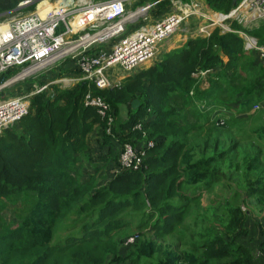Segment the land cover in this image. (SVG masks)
Returning <instances> with one entry per match:
<instances>
[{"label": "trees", "instance_id": "16d2710c", "mask_svg": "<svg viewBox=\"0 0 264 264\" xmlns=\"http://www.w3.org/2000/svg\"><path fill=\"white\" fill-rule=\"evenodd\" d=\"M21 1L0 0V21L18 10ZM38 1L30 0L22 10L33 11ZM205 2L215 12L228 13L238 0ZM168 4L169 0H162L154 11L165 14ZM231 28L222 32L215 27L207 37L187 39L110 89L81 80L70 88L53 86V93L45 90L30 97L29 112L0 134V264L256 263L252 248L238 239L249 232L247 214L240 205L244 198L252 197L264 206L261 151L242 170L245 194L235 191L238 203L226 204L220 234L206 233L207 229L202 239L193 242V251L182 253L166 240L183 224L189 213L187 203L199 197H189L185 191L208 190L221 179L220 163L228 156L218 152L220 128L240 125L250 129L251 136L264 138V123L258 121L261 115L252 113L264 105V67L254 52L244 49L238 33L244 31L263 44L264 19L248 26L232 22ZM206 70L212 72L207 75L208 86L201 88L195 74ZM17 71L13 67L1 73L0 82ZM63 72L80 74L75 61L66 59L35 79L2 90L0 96L27 93L33 83L43 84ZM88 91L109 104L110 126L96 108L84 104ZM133 99L139 101L138 107L128 109L125 119L116 120L115 109ZM222 99L236 105L230 108L233 113L245 117L226 119V114L213 113ZM257 103L259 108L253 109ZM192 105L196 110H189ZM203 112L209 117L198 124L193 117ZM138 122L141 129L135 128ZM96 126L104 135L102 160H116L115 171L102 186H96L93 176L86 182L79 178ZM125 142L135 147L153 143L137 169L120 168L118 158ZM194 142L201 143L199 152ZM209 143L211 153L204 148ZM18 203L15 217L19 223L13 225L4 211ZM130 226L134 229L123 230ZM149 226L159 240L143 233ZM258 231L257 247L264 255V216ZM129 237H134L133 242L127 241ZM120 247L131 250L128 256L120 254ZM160 251L161 258L154 259Z\"/></svg>", "mask_w": 264, "mask_h": 264}, {"label": "built area", "instance_id": "2783aa9c", "mask_svg": "<svg viewBox=\"0 0 264 264\" xmlns=\"http://www.w3.org/2000/svg\"><path fill=\"white\" fill-rule=\"evenodd\" d=\"M30 0L21 1L27 4ZM39 0L36 10L27 15L0 22V74L10 68L18 71L0 82V92L28 78L35 79L59 66L66 59L74 60L80 74L68 78L73 82L86 80L99 89L118 86L122 79L117 75L113 84L110 70L117 67L130 74L145 62L156 58L160 43L169 38L185 20L196 14L199 8H207L205 0H169L168 12L151 24H142L123 34L128 21L139 18L162 0ZM49 4L52 10L44 15L39 8ZM22 6V5H21ZM136 8L135 10H128ZM128 8V9H127ZM209 8V7H208ZM264 19V0H238L228 13L213 12L209 21L199 25L194 35L207 37L215 27L220 31H232L231 23L248 26ZM244 49L254 52L264 67V43L244 31H238ZM123 34V35H122ZM108 45V47H106ZM104 46V48H99ZM201 71L195 74L204 75ZM128 76V75H126ZM125 76V77H126ZM66 80V79H65ZM33 83L29 92L0 96V134L29 112L30 97L41 93L50 85ZM84 104L96 108L108 126L113 122L109 104L99 95L88 91ZM259 108V103L253 109ZM135 128L141 129V123ZM111 128L107 127L109 132ZM153 146H138L125 142L118 158L120 168L141 166L146 150ZM129 237L128 242H133Z\"/></svg>", "mask_w": 264, "mask_h": 264}, {"label": "rangeland", "instance_id": "374dc122", "mask_svg": "<svg viewBox=\"0 0 264 264\" xmlns=\"http://www.w3.org/2000/svg\"><path fill=\"white\" fill-rule=\"evenodd\" d=\"M48 2H54L55 0H47ZM38 3V2H37ZM36 3V5H37ZM28 4V3H27ZM45 4V3H43ZM26 4H23L22 6H19V9L16 10L11 15H6L7 17H4L2 21L0 22H6L9 21L15 17L27 15L29 13H32L33 11H25L22 10L23 6ZM36 5L35 9L36 10ZM22 7V8H21ZM156 6L149 9L146 13L140 14L139 18L133 19L131 21H128L125 24V31L123 34H126L127 32L131 31L133 28H136L139 25L142 24H151L153 23V19L160 16L157 15V13L154 11L156 10ZM210 8V7H209ZM128 9V8H127ZM136 8L130 7L128 10H135ZM40 11L43 10V12H46L49 10V4H45L44 8H40ZM122 34V35H123ZM104 48V46H100L99 48ZM108 47V45H106ZM150 61L145 62L140 67L144 68L149 66ZM138 67V68H140ZM137 68V69H138ZM71 73V72H69ZM75 75L72 74H65V72L62 73V75L57 77H48L51 83L47 87L46 91H51L53 93V86H56L60 89H66L70 88L73 85H75L77 82H73L68 78H73ZM207 78V77H206ZM66 79V80H65ZM113 84L116 83L117 77L113 78ZM200 81V79H199ZM206 81V80H205ZM22 82V81H20ZM206 85L207 81L205 82ZM45 91V92H46ZM223 103L221 107L215 108L217 110H213V113L216 114H226L229 117L226 119H229L231 117L237 116L245 117L242 115H238V113H233L230 108L236 107V105H230L228 104V100L222 99ZM132 108L131 103L121 106L120 109L116 110V120H123L126 117V112L128 109ZM189 110H196L195 106L192 105L188 107ZM183 111V109H182ZM260 113L261 118H259V122L264 123V105L258 110L252 112L254 113ZM207 117H209L208 112H203L202 116H194L193 120H197L198 124H202L203 122H206ZM192 118V116H191ZM195 121V123H197ZM221 137L219 136V150L217 147L218 152L225 151L228 158L226 160H223L220 163V173H221V179L219 182L214 185L211 189L204 190L202 188H198L197 191L194 190V188L187 189L185 192L187 196H195L198 197L196 200H190L187 204V209L189 213L185 217L183 224L178 226L176 228V231L173 232L171 235H168L167 241L173 243L171 248L174 251H177L179 253H182V251H193L195 249V245L193 242H197L200 239L204 237L202 235L203 232L206 231L209 232L211 230H215L216 234H220L223 226V220L225 217L224 209L226 207V204L229 205L238 203V199L235 198L236 195L235 191L245 194L246 191L243 182H241L240 176L242 177V170H244L245 165L249 164L250 158L252 156L258 154L261 151L262 158H264V138H255L251 136L253 132L248 129L246 130L243 126L238 127H231L230 123L228 127L226 128H220ZM103 131L100 126H96L92 135L91 140L88 142V148L84 154V160L81 162V169L79 173V178L82 182H86L89 180L91 176L94 177V183L96 186H102L106 184V182L110 179L111 175L115 171V164L116 160L111 159L110 161H104L102 160L101 156L105 152V148L102 146L103 141ZM216 140H212V143H215ZM193 144L196 145V148L201 147V143L194 142ZM205 143L202 145L204 146ZM207 151V153H211L209 151V148L212 147L211 144H207L204 147ZM230 157L233 158L232 162L230 160ZM246 158V161L244 159ZM231 163L233 165H231ZM192 190V191H191ZM241 198V197H240ZM241 209L245 211L247 214V226L249 229L248 234L245 237H242L238 239V242H242L249 247L252 248L255 257L261 256L260 251L258 250L257 243L260 238V234L258 231V224L262 221V218L264 216V206L259 205L252 197H245L244 201L241 202ZM19 206V203L17 205H9L4 211V216L13 224L16 225L19 223V219L15 217V209ZM134 229L133 226H130L129 228L125 227L123 230H132ZM143 230V229H142ZM138 231L135 232L137 234ZM141 232L139 231V234L141 236ZM143 233H145L146 236H150L152 239L155 238V233L152 227H147L143 230ZM142 233V234H143ZM213 233V234H214ZM60 235L63 237L64 232H62ZM130 235V234H129ZM139 236V238H140ZM156 240H159L155 238ZM161 240V239H160ZM121 241V237L118 238V242ZM131 250H122L120 247V254L123 257L128 256L129 252ZM162 251V250H161ZM161 251L159 254H156L153 256L154 259L161 258ZM196 251V250H195ZM202 251H196V253H201Z\"/></svg>", "mask_w": 264, "mask_h": 264}, {"label": "crops", "instance_id": "0c3cea01", "mask_svg": "<svg viewBox=\"0 0 264 264\" xmlns=\"http://www.w3.org/2000/svg\"><path fill=\"white\" fill-rule=\"evenodd\" d=\"M213 12L214 11L208 7L207 8H199V11L196 14L185 18V20L179 25L177 30L169 38H167L166 40H164L163 42L160 43L159 52H158L156 58L151 60L149 62V64L150 63L152 64L155 60H158L161 57V54H163L164 52H167L172 48L180 47L186 42L187 39H189L191 37H196V35H194L196 28L199 25H201L202 23L209 21L207 19L210 17V15ZM160 17H161V15L156 17L155 19H153V22H155ZM110 72H113L112 73L113 78L117 77L115 74L121 75L124 78L126 75H129V74L123 73V71L117 67L110 70ZM209 72H212V71H209ZM209 72H207L204 75L198 76V80L200 79V87L201 88L208 86L205 84V82L207 81L206 77H207ZM207 84H208V81H207ZM260 255H261V253H260ZM254 261L256 262L255 264H264V255L256 256Z\"/></svg>", "mask_w": 264, "mask_h": 264}, {"label": "water", "instance_id": "95a60500", "mask_svg": "<svg viewBox=\"0 0 264 264\" xmlns=\"http://www.w3.org/2000/svg\"><path fill=\"white\" fill-rule=\"evenodd\" d=\"M21 5H23V4H21ZM138 105H139V101H138L137 99H133V100L131 101V107H132L133 109H136V108L138 107Z\"/></svg>", "mask_w": 264, "mask_h": 264}, {"label": "bare ground", "instance_id": "6f19581e", "mask_svg": "<svg viewBox=\"0 0 264 264\" xmlns=\"http://www.w3.org/2000/svg\"><path fill=\"white\" fill-rule=\"evenodd\" d=\"M40 9V8H39ZM50 10H52V8H51V6L49 5V10L48 11H50ZM40 11V10H39ZM47 12V11H46ZM46 12H43V10L42 11H40V14L41 15H44ZM5 27V25H0V30H2L3 28Z\"/></svg>", "mask_w": 264, "mask_h": 264}]
</instances>
